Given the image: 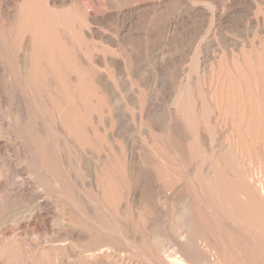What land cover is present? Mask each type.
<instances>
[{
  "label": "rangeland",
  "instance_id": "374dc122",
  "mask_svg": "<svg viewBox=\"0 0 264 264\" xmlns=\"http://www.w3.org/2000/svg\"><path fill=\"white\" fill-rule=\"evenodd\" d=\"M24 1L29 2L31 14L37 16L41 10L47 9V2L50 3L54 0H0V35H3L5 23H13V27L10 28H13L12 33L16 45L19 43V28L16 26L22 15ZM62 1L56 0V5L61 4ZM85 1L99 14H103L102 12L105 10L107 13L115 14L131 7V5L138 7L145 3L143 8L138 9L140 14L136 13L137 16L126 13L120 18H116L115 15H110L111 17L107 18L108 21L103 22L104 24H91L93 28H98L101 34L104 33L105 37H112L115 41H120L124 34L131 35V42L127 44L131 49H128L127 57L119 55L118 51L113 52L104 47L100 48V54L111 53L114 57L125 59L127 62L123 66L122 74L117 73L109 65L101 68L113 87V99L117 107L115 106V110L103 114L94 113V122H97L94 125L97 126L96 129L101 126L99 129L103 136H96V140H92L89 144L79 143L75 169L80 195H78V199L75 197L74 200L73 197L71 198V191L69 192L68 182L70 183V181L66 175L65 163H61L63 172H61L62 181H60L59 177L56 178V169L53 168L56 165L55 162L52 164L55 161L54 158L51 161V158H44L42 155L39 135L30 124L24 129L26 139L29 138L28 142H32L33 144H31L36 146V149L30 148V157L33 154L34 158H27L21 165L24 170H22L24 175L22 177L30 179L38 186H43L44 196L50 204L44 208L41 217L38 215L35 220L29 222L30 225L20 221V217H22L20 210L22 211V209L18 207L22 208L21 205H24L20 201L8 199L7 203L4 202L5 205L4 203L1 205L0 212H3L0 213L2 215H0V264H161L160 259L156 261V252L162 260V250L175 252L177 242L187 230L195 238L193 247L191 241L186 247L193 259L191 263L182 262L183 264H206L207 262L210 264L209 260H204L205 255L204 258L202 256L203 243L216 245L213 241L215 237H222L229 242L231 247L233 246L232 252H229L230 255L224 256L226 257L224 260H222L224 257H220V263L241 264L242 253L237 246L245 240L246 233L242 228L243 225L237 219L226 216L220 211L219 202L209 194L205 185L212 183L215 179L218 159L227 160L229 152L224 148L227 150L231 148L238 152L239 158L244 160H237V167L227 162L226 176L239 181L238 168L249 170L251 174L252 169H256L252 174L254 175V187L260 195V187H264V0H241L236 2V6H234L236 3L233 0H222L219 6L213 3L214 0H209V2L208 0H169L170 3L168 0ZM154 1L166 2L167 5L170 4L169 8L163 13L160 10V13L158 10L156 12L151 7ZM70 4L71 2L68 1L67 5ZM230 7L235 9L230 21H220L217 16L218 12H225ZM58 9L54 11L59 15L54 14L59 24L58 27H63L61 22L66 14L64 9ZM195 10L203 13L205 10L206 13L201 14L199 11L197 13ZM7 12L8 14H6ZM130 15L133 18H130ZM122 18H126L125 24ZM170 22H172L170 29H174V31L167 34L165 32L168 30L166 25ZM177 27L178 29H176ZM183 27L188 28L184 29ZM98 29L95 31L100 32ZM177 30L181 32L179 33ZM111 48L115 49L116 47ZM131 56L134 57L130 58ZM199 66L202 67V70ZM12 76L16 77V74L14 73ZM93 96L94 101L101 98L97 89ZM224 99L229 100L228 103ZM188 100L192 106L191 111L187 108L183 109L189 102ZM148 106H151V109ZM219 107L220 109H218ZM247 117L249 118L247 119ZM98 118L107 122L105 121L104 124ZM211 122L213 125H210ZM231 123L232 127L229 125ZM245 123H247L246 126ZM105 125L107 128H104ZM224 125L225 127H223ZM255 128L257 129L255 130ZM48 131L50 132V130ZM199 132L207 133L205 135L211 150L205 153H202V149L198 148ZM48 144L47 148L50 151V147H52L50 141ZM31 149L35 150L36 155ZM218 149H221L220 152ZM64 150L66 153L68 152L65 148L63 153H65ZM195 151L198 153L201 151V153L197 155ZM32 159L42 161L35 160V165V162H31ZM48 159L50 161H47ZM42 162L43 164H40ZM50 163L54 166L52 167ZM41 165L50 168L51 171ZM258 166L259 171L262 172L263 169V175L257 171ZM35 167H40L43 171L37 169L38 172ZM37 173L38 175H36ZM112 176L122 177L124 183H118L117 186L112 185L113 197L107 198L105 196L107 188L104 182ZM260 177L262 178L260 179ZM57 180L62 182V185L59 184L61 194L58 202L55 201L57 198L54 195ZM184 180L185 182H183ZM261 180L263 183L260 182ZM54 182L56 183L54 184ZM134 188L135 190H133ZM262 195L264 196V194ZM243 196L245 197V195H242V198L245 199ZM189 205L191 208L196 205V210H194L195 208L191 210ZM66 206L74 207L73 218L64 211ZM186 206L191 212L187 211ZM11 231L12 236H10ZM211 231L217 232L219 236H215V233L213 234ZM72 232H81L83 236L75 237ZM31 234H35L36 239L44 237L41 239L43 244L39 249H34L31 243H28L33 239ZM188 236L187 234V238ZM142 239H144L143 242ZM196 243L200 244L199 247L196 246ZM152 247L155 248L154 252ZM205 247L207 248V246ZM194 248L196 249L194 250ZM255 250L254 264H264V252L258 245ZM177 251L176 253L180 256ZM213 258L215 259L216 256L214 255Z\"/></svg>",
  "mask_w": 264,
  "mask_h": 264
},
{
  "label": "bare ground",
  "instance_id": "6f19581e",
  "mask_svg": "<svg viewBox=\"0 0 264 264\" xmlns=\"http://www.w3.org/2000/svg\"><path fill=\"white\" fill-rule=\"evenodd\" d=\"M68 1L71 2V4H72V5L70 4L71 6L67 5ZM159 1L158 2H155V1L152 2L153 6H151V7H153L155 9V11L160 10L163 13L164 11L167 10V8H169L168 6L170 4L167 5L168 3L165 2L166 0L164 1L166 4L163 2H159ZM221 1L222 0H214L213 3H216L219 6L220 3H222ZM238 1H241V0H233L234 3L238 2ZM168 2H169V0H168ZM208 2H209V0H208ZM50 3L47 2V9L41 10L39 15L34 16L31 14L29 2L24 1L23 6H22V15L20 16L21 18L18 19V25L16 26L19 28V43L17 41V43H18L17 45H16L14 38H13V33H12L13 28H10L11 26L13 27V23H11V22H9L7 24L5 23L3 35H0V207H2L1 205H3V203L5 201H6L5 203H7L8 199L15 200L16 202L20 201L22 204H24V205H21L22 208L18 207L19 204H18V206L17 205L16 206L18 208L22 209V211L20 210V212H21L20 215L22 214V217H20L21 218L20 221L24 222V223H29V222L35 220L38 217V215H40V217H41V214L44 212V208H46V206H49V204H50L49 200L46 198V196H44V188H42L43 186L42 187L38 186L37 184H35L30 179H26V178L22 177L23 167L21 165L23 164V162L25 160H27V158H34V157H32L33 156L32 153H31L32 156L30 157V152H31L30 148L36 149V146L32 145L33 144L32 142H28L27 139H29V138L26 139V137L24 135V129L28 126V124H30L32 126V128L35 130L36 134L39 135V137L41 139L40 140V147L42 148V152H43L42 155L44 156V158H49V159L51 158L50 159L51 161H53V158H54L55 161H53L52 164H54V162H55L56 165L54 166L51 163L50 164L52 167L54 166L53 168L56 169V171H57L56 178L59 177L60 181H62L61 180V172H63V170L61 168V163H63V162L65 163V167H66L65 169L67 172L66 175H67L68 180L70 181V183L68 182V184H69L68 187H70L69 192L71 191L70 194H72V196L71 195L70 196H71V198L73 197V200L75 199V197H76V199H78L79 198L78 195H80V194L78 193V188H77L78 181H77V174H76V169H75L76 167L75 166H76V161H77L76 158H77L79 143L82 142L84 144H89L92 140H94L96 138V136H100V137L103 136L101 129H99L101 126L99 125L100 127L96 129L97 126L95 127V125H94L97 123V122H94L95 121L94 120V113L103 114L104 112H110L111 110H115V108L117 107L115 105V102L113 99V91H112L113 87L111 86V84L109 82L110 80L108 78H106L104 72L101 71L102 70L101 68L109 65V66L113 67V69L117 73H121L122 71H124V69H123L124 64L127 63V62H125V59L121 60L119 58H116L117 56L114 57V55H112L111 53H109V54L103 53V55L100 54V50H101L100 48L104 47V48H107L108 50H111L113 52L118 51L119 55L124 56V57H127L126 53H127L128 49H131L129 46H127V44L131 42L130 41L131 35L129 36V34L128 35L124 34V37L120 41H115L112 37H105V35H103L104 33L101 34V31L96 27H94V28L96 30L98 29L100 32L95 31V29L91 26V24H97V23L100 24L103 22L105 23L107 18L111 17L112 15H115L116 18H120L121 16H124L126 13H130L132 16H135V15L137 16V14L138 15L140 14V13H138L139 12L138 9L143 8L144 7L143 5L145 4V3L140 4L138 7H136L137 5L135 7H132L134 5H131V7H127V8L120 10L116 13L114 12L115 14L107 13L106 10L104 9L105 12H102L103 14H99L98 11L93 10L94 8L92 9V6L89 3H87L85 0H63L62 2H60L61 4H59V5H56V3H57L56 0L51 1ZM236 5H237V3L234 4V6H236ZM263 6H264V1H263ZM226 7H227V5H226ZM238 7H239V5H238ZM249 7H250V3H249ZM57 8L64 9L65 14H66L64 18L61 17L62 21H63V22H61V24L64 25L63 27H58L59 24L56 20L55 14H54V13H57L56 11H54ZM199 8H200V5H199ZM251 8H252V6H251ZM196 9H197V7H196ZM199 10H202V9H199ZM199 10H195V11L197 13H199V12H201ZM160 11H159V13H160ZM203 11H204V13H206L205 10H203ZM234 11H235V9L233 7H230L225 12L224 11L218 12V15H217L218 19L220 21H223V20H229L230 21V19L232 18L231 15ZM204 13L201 12V14H204ZM6 14H8V12ZM11 14L12 13H10V15ZM249 14H250V12H249ZM61 15H62V13H61ZM234 15H236V14H234ZM132 16L130 18H133ZM122 19H121V21H122ZM125 19L126 18L123 19L124 24L126 23ZM181 19H183V18H181ZM163 22H164V19H163ZM214 22H216V21H214ZM158 23H160V22L158 21ZM161 23H162V21H161ZM176 23H179V22H176ZM134 26H135V24H134ZM171 26H172V22H170L169 24L167 23L166 28L168 30L167 31L165 30V32L167 34H169L171 32L173 33L174 29L171 30L170 29ZM174 26H177V24L176 25L174 24ZM233 26H235V25H233ZM7 27H9L10 29L7 30L6 29ZM124 28H125V26H124ZM185 28H188V27H185ZM260 28H261V26H260ZM128 29H129V27H128ZM130 29H131V27H130ZM176 29H178V27ZM177 32H179V31L177 30ZM177 32H175V33H177ZM171 35L173 36L174 34H171ZM110 36H111V34H110ZM151 39H153V38H151ZM258 39H259V37H258ZM197 46H198V44H197ZM111 47H114V48L116 47V48L112 49ZM262 47H259V48H262ZM251 48H253V47L251 46ZM139 54H141V53H139ZM133 57L131 56L130 58H133ZM203 58H206V57H203ZM225 58H226V56H225ZM190 59H191V57H190ZM234 59H236V58H234ZM203 61H204V59H203ZM225 63H226V61H225ZM205 65H206V63H205ZM239 66H240V64H239ZM200 68L202 70V67H200ZM229 69H231V68H229ZM136 70H139V69H136ZM11 73H12V75L15 73L16 77L15 76L13 77L11 75ZM241 73H243V72H241ZM227 86H228V84H227ZM96 89L100 93L101 98L94 101L93 95H94V92H96ZM249 96L251 97V95H249ZM237 97L239 98V96H237ZM219 99H221V98H219ZM225 100L226 99H224V101ZM227 101H229V100H226V102ZM238 102H239V99H238ZM249 102H250V100H249ZM256 103H257V101H256ZM184 105H185V103H184ZM229 105H230V103H229ZM185 108H187V110H189V111L192 110V106L190 104V101L186 103V105L183 109H185ZM199 108H201V107H199ZM218 109H220V107ZM230 109L232 111V108H230ZM249 113H250V111H249ZM186 114H187V112H186ZM208 115H209V113H208ZM211 117H213V116H211ZM209 118H210V116H209ZM248 118L249 117H247V119ZM106 119H108V118H106ZM208 119H207V121H209ZM211 119H213V118H211ZM251 119H253V118L251 117ZM196 120H197V118H196ZM100 121H103V119H101ZM105 121H103V123ZM190 121H191V119H190ZM247 123H248V120H247ZM247 123H245V126ZM252 123H254V122H252ZM259 123H260V120H259ZM217 124H219V123H217ZM210 125H213V123L211 122ZM229 125L232 127V123ZM106 126L107 125H105L104 128ZM206 127H208V126H206ZM223 127H225V125ZM237 127H236V129H237ZM208 129H209V127H208ZM256 129L257 128H255V130ZM48 130H50V132ZM224 130H225V128H224ZM249 130H250V126H249ZM25 132H26V130H25ZM204 132L198 133V140H197V144L199 146L198 148L202 149V153H205L206 151L211 150L208 147V139L205 135L207 133L204 134ZM25 134H28V133H25ZM105 136H107V135L105 134ZM236 136H235V138H236ZM49 137H51V138H49ZM194 138H196V137H194ZM263 138H264V135H263ZM48 140L51 143L50 146H52V147H50L52 150V151L50 150L51 153H50V151H48L49 148H47V144L49 142ZM48 146H49V144H48ZM121 147H123V146H121ZM65 148H66V150H68V152H67L68 154L66 153L65 150H64L65 153H63V149H65ZM226 148H227V146H226ZM201 149H198V150H201ZM122 150H124V149H122ZM203 150H205V151L203 152ZM219 150H221V149H218V151ZM224 150L229 152V156L227 157V160L218 159L217 166H216L217 167L216 177L212 181V183L206 184L205 188L208 190L209 194L212 197L217 199V201L219 202V204L221 206L220 211H222L224 215L229 216L233 219H237L238 221L241 222L240 224L243 225L242 228L246 233L245 240L242 244L237 246L241 250V253H242L241 254V260L242 261L241 262L243 264H254V261H255L254 260V253L256 251L255 250L256 246L258 245L261 248V250L264 252V196L262 195V194H264V187H260L261 189L259 188L261 190V195L258 193L256 188L254 187V184H253L254 183V175H252V174H253V170L256 171V169H252V174H251V172L249 170L247 171V170H242L241 168H238V177H239L238 180L239 181H237V180L235 181L236 178L233 180L229 176H226L227 173L225 171L227 169V166H226L227 162H228V164L230 163L232 166L237 167V162H238L237 160H241L242 158H239L238 152L235 151L234 149L229 148V150H227L224 148ZM34 152H35V150L33 151V153ZM36 152H37V150H36ZM195 152L197 153V155H199L201 153V151H199V153L197 151H195ZM122 154H124V153H122ZM38 155H39V153H38ZM61 158H63V159H61ZM121 158H123V157H121ZM49 159L47 161H50ZM35 160L36 159H32L31 162H35ZM242 160H244V159H242ZM40 161H42V160H40ZM40 161H37V162H40ZM253 163L255 165V162H253ZM40 164H43V162ZM163 164H164V162H163ZM262 164H261V167L263 166ZM35 165H36V162H35ZM132 165H133V163H132ZM257 165H259V164H257ZM46 166H49V165L46 164ZM42 167L45 168L44 166H42ZM225 167H226V169H225ZM46 168L50 169L48 167H46ZM37 169L42 170V168H40V167L36 168V170ZM248 169H250V168H248ZM50 171H51V169H50ZM257 171H259V166H258ZM259 172H261V171H259ZM262 172H263V169H262ZM262 172H261V174H262ZM256 174H257V172H256ZM259 174L260 173H258V175ZM36 175H38V173ZM259 176H261V175H259ZM262 177H260V179ZM59 180H57V183L54 182V184L56 183L54 195L57 198V200H55L57 202H58V199H59L60 194H61V191H60L61 189L59 188L61 186H59V184L62 185L61 184L62 182H60ZM186 180H188V179H186ZM263 180H261L260 182L263 183L264 182ZM122 182L124 183L122 177L112 176V177L107 178L106 182H104L106 184V188H107L105 191V196L107 198L113 197L112 185L117 186L118 183H122ZM183 182H185V180ZM101 184H102V182H101ZM135 186H133V187H135ZM160 187H161V185H160ZM133 190H135V188ZM136 191H137V189H136ZM175 192H172V193H175ZM131 193H133V192H131ZM242 195H245V197L243 196L245 199L242 198ZM208 197H209V195H208ZM73 200H71V201H73ZM199 201H201V200H199ZM10 202H11V200H10ZM5 203H4V205H5ZM12 203H15V202H12ZM11 206H13V205L11 204ZM195 206L193 208H195ZM189 207L191 208L190 205H189ZM193 208H191V210H193ZM73 209H74V207L71 208V206H68V207L66 206L64 211L66 213H68V215L73 218L72 212L75 211ZM188 210H190V209L188 208L187 211ZM191 210L189 212H191ZM194 210H196V208ZM6 211H4V212H6ZM2 212H0V213H2ZM17 213H18V211H17ZM74 214H75V212H74ZM202 214H200L201 217H202ZM17 220H19V219H17ZM38 221H40V220L38 219ZM187 223H188V221H187ZM213 223H212V225H213ZM233 223H235V222H233ZM208 224L210 227H212L210 225V223H208ZM18 225H19V223H18ZM29 225H30V223H29ZM35 225H36V223H35ZM204 225H206V224H204ZM215 226H216V224H215ZM236 226H238V225H236ZM237 228H239V227H237ZM73 230L76 231L75 229H73ZM206 231H208V230L206 229ZM220 231H222V230H220ZM203 233H204V231H203ZM211 233L214 234L215 231H211ZM18 234L20 236L19 232H18ZM18 234H16V235H18ZM187 234L189 235L188 238H187ZM206 234L208 235L210 233H206ZM70 235H71V233H70ZM72 235L75 237L76 236H83L81 232H72ZM72 235H71V237H72ZM216 235L219 236L217 232L215 233V236ZM10 236H12V231H11ZM32 236H33L32 237L33 239H31V240H29L30 238L29 239L26 238L29 240L28 243L30 242L34 249H39L41 244H43V240H41V239L42 238L44 239V237L41 236L42 237L41 239H38V238L36 239L35 234ZM34 237H35V240H34ZM11 238H13V237H11ZM9 239H10V237H9ZM16 239H18V238L16 237ZM193 239H195L194 235L192 236V234H190L188 230L185 231L184 234L182 235V237L180 238V241L177 242V244H176L177 248L175 250L176 251L178 250L177 252L180 253V256H178V253H176V251L171 252L168 250H162L163 260L160 258V255L158 254V252H156L157 253L156 257H155V258H157L156 261L160 259L159 261L161 262V264H183L182 262L191 263L193 258L191 259V253L189 254L187 252L186 247L189 245L188 243H190V241H191V243H192L191 245L193 247V243L195 241ZM13 240L15 241V239H12V241ZM211 240H212V238H211ZM143 241H144V239H142V242ZM200 241H201V239H200ZM213 241H215L216 245H212V244L205 245L206 244L205 242L203 243L204 246L201 245L204 247L202 250L203 255H202V253H201V255L203 256V258L205 255L206 258L204 260H206V259L209 260L210 264H222V262L220 263V257H224L227 254L230 255L229 252H232L231 250L233 249V246L231 247L229 242L227 240L223 239L222 237L221 238L215 237V240H213ZM197 242H198V240H197ZM196 244H197L196 246L199 247L198 245H200V244H198V243H196ZM205 246H207V248ZM235 246H236V244H235ZM32 247H30V248H32ZM189 247H191V246H189ZM154 249L155 248L152 247L153 252L155 251ZM195 249L196 248H194V250ZM199 252H200V249H199ZM259 252H261V251H259ZM212 255H213V257L215 255L216 258L214 259L212 257ZM225 258L226 257L222 258V260H224ZM229 258H231V256H229ZM235 258H237V257H235ZM34 260H35V258H34ZM232 262H234V261L232 260ZM206 264H209V263L207 262ZM234 264H235V262H234Z\"/></svg>",
  "mask_w": 264,
  "mask_h": 264
}]
</instances>
